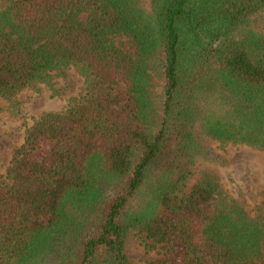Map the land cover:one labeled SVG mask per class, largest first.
Segmentation results:
<instances>
[{
	"label": "trees",
	"instance_id": "obj_1",
	"mask_svg": "<svg viewBox=\"0 0 264 264\" xmlns=\"http://www.w3.org/2000/svg\"><path fill=\"white\" fill-rule=\"evenodd\" d=\"M70 66L81 94L0 175V264H130L131 233L143 264H264V202L228 197L205 146L264 152V0H0L9 107Z\"/></svg>",
	"mask_w": 264,
	"mask_h": 264
},
{
	"label": "rangeland",
	"instance_id": "obj_2",
	"mask_svg": "<svg viewBox=\"0 0 264 264\" xmlns=\"http://www.w3.org/2000/svg\"><path fill=\"white\" fill-rule=\"evenodd\" d=\"M81 17L84 18L85 14ZM82 88V77L70 66L63 74L51 79V87L37 83L21 89L16 94L18 107L15 109L0 97L1 176H5L12 152L22 143L24 130L32 123V118L42 111L65 109L81 94ZM155 90L156 87L152 91ZM205 146L212 148L224 160L223 163L210 164L217 173L221 189L228 197L239 201L247 212L253 213L256 205L264 202V152L244 145L228 144L221 149L216 148L215 143H206ZM198 177V172L194 171L187 186ZM157 247L131 233L124 240L123 252L130 264H143L145 260L160 256Z\"/></svg>",
	"mask_w": 264,
	"mask_h": 264
}]
</instances>
